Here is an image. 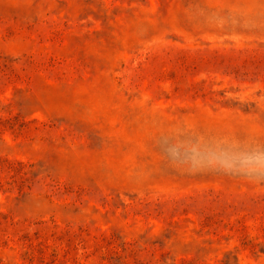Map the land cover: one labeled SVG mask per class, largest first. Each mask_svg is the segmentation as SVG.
I'll use <instances>...</instances> for the list:
<instances>
[{"label": "rangeland", "instance_id": "obj_1", "mask_svg": "<svg viewBox=\"0 0 264 264\" xmlns=\"http://www.w3.org/2000/svg\"><path fill=\"white\" fill-rule=\"evenodd\" d=\"M252 149L264 0H0V264H264Z\"/></svg>", "mask_w": 264, "mask_h": 264}, {"label": "clouds", "instance_id": "obj_2", "mask_svg": "<svg viewBox=\"0 0 264 264\" xmlns=\"http://www.w3.org/2000/svg\"><path fill=\"white\" fill-rule=\"evenodd\" d=\"M181 147L175 146L169 149V154L173 158L181 155ZM189 153H185L188 155ZM190 154L198 155L196 148L190 149ZM224 166L228 168H238L239 171L248 179L260 182L264 181V151L252 149L245 153L241 158L234 161H224Z\"/></svg>", "mask_w": 264, "mask_h": 264}]
</instances>
